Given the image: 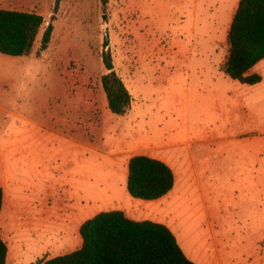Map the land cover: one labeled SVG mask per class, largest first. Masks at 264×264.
<instances>
[{"label":"rangeland","instance_id":"obj_1","mask_svg":"<svg viewBox=\"0 0 264 264\" xmlns=\"http://www.w3.org/2000/svg\"><path fill=\"white\" fill-rule=\"evenodd\" d=\"M159 1L173 11L170 0ZM137 2L0 0V9L43 18L29 55L0 54V233L15 251H7L9 264L64 255L68 251L53 248L72 214L75 227L121 208L122 194L133 199L123 175L128 154L161 155L179 175L158 212L142 216L168 217L188 248L205 249L206 228L224 254L245 251L252 260L264 255V59L247 73L261 77L256 84L225 73L228 0L217 9L205 8V0L195 2L188 11L195 10L191 25L183 27L188 36L178 32L182 40L158 36L159 13L151 11L149 20ZM146 22L156 35L148 47ZM49 24L50 42L40 51ZM207 28L218 32L205 37ZM105 40L115 72L132 96L123 116L109 111L101 85L108 73L101 58ZM79 99L78 128L65 131L82 140L81 151L64 152L61 141L52 140L48 151L29 153L25 136L31 120L43 124V115L57 108L61 113L63 105L68 119Z\"/></svg>","mask_w":264,"mask_h":264},{"label":"trees","instance_id":"obj_2","mask_svg":"<svg viewBox=\"0 0 264 264\" xmlns=\"http://www.w3.org/2000/svg\"><path fill=\"white\" fill-rule=\"evenodd\" d=\"M106 3V0H103ZM43 24L41 15L0 9V54L22 57L30 54ZM52 33L49 24L40 40L46 50ZM229 51L225 73L242 84L261 81L248 71L264 59V0H240L227 35ZM102 62L107 74L101 77L109 111L125 115L131 96L114 69L107 40ZM174 186L172 170L163 162L135 155L128 162L126 189L133 199L153 201L169 193ZM3 190L0 187V214ZM82 245L68 254L43 257L32 264H195L180 248L176 237L165 225L152 221H134L122 211L101 212L84 221L79 229ZM7 245L0 233V264H6Z\"/></svg>","mask_w":264,"mask_h":264},{"label":"crops","instance_id":"obj_3","mask_svg":"<svg viewBox=\"0 0 264 264\" xmlns=\"http://www.w3.org/2000/svg\"><path fill=\"white\" fill-rule=\"evenodd\" d=\"M137 1H138L137 6L139 10L145 17L149 18V20L151 19L150 18L151 11L159 13L157 20L154 21L155 24L157 25L155 32L158 34V36L167 34L171 37H179L181 40L183 39V37L180 34H182L183 36H188V33L183 32V27H185L186 25H191V17L193 16L195 10L193 11V14H191L192 12L190 13L191 16L188 14V11H192L193 7H195V2H196V5L199 2V0H170L174 9L172 12H168L166 11L167 4L164 1L155 0L152 3L150 0H137ZM228 1L230 5V13H229L228 22L226 23L224 33H223L224 40H227L228 31H229L232 19L234 17L235 11L237 9V6L240 0H228ZM225 2H227V0H205V8L217 9L220 6L225 7L226 6ZM146 24L147 22L145 23V25H143L144 26L143 29H145L146 27V30H144V40L146 42V47H148L149 43L156 42L154 38L156 35L153 29L151 28L152 30H150V28ZM167 24H172L177 27L180 26L182 28H176V31L175 29H166L165 26ZM213 25H216V24L213 23ZM193 28L189 31V36L195 33ZM205 30H206L205 37L207 36L208 32L210 36L212 33L215 34L218 32L217 30L210 31L211 30L210 28H207ZM178 32H180V34ZM82 106H83L82 101L81 99H79L76 106L71 107V108L69 107L70 116L68 119H66V109H65V106L63 105L61 113H60V109L58 110L57 108V110H55L54 113L49 112L45 116L43 115V118L46 120V122H44L43 124H39L35 120H31V124L33 128L31 131L27 132L25 136L26 143L31 145L29 147L31 149L28 150V152L34 154V152L39 153V152L44 151V149H47L48 151L50 149V144L52 140L55 142L61 141V143H59L60 144L59 147L64 152L70 151V154H74L75 152L77 153V151L80 152L81 146H83L82 140L75 139L74 137L71 136L70 132H68L67 134L65 129H66V126L71 127L70 131L71 130L75 131L78 128V122L80 121ZM67 121H68V125H66ZM69 124H73V126ZM65 141H67L69 144H72V145H70L69 147H66L64 145ZM135 155H140V154H128L127 157L124 159L123 163H124V167H126V171H123V175L126 176V182H127V175H128V162L130 158ZM106 156H108V154H106ZM146 156L157 159L165 163L172 170L173 175H174V186L172 190L169 193H167L165 196L157 200H153V201L128 199L126 195L122 194L124 205H121V208H117L119 211H122L127 218L134 220V221L148 220V221H152V222L165 225L167 228H169L172 231V233L176 237V240L180 248L186 255V257L189 260L193 261L195 264H264L263 253H262V256L256 260H252V258H250V255L245 253V251L224 254L219 244L217 243L216 239L214 237H210L211 235H214L212 229H206V228L204 229L205 239L207 240L205 242V249L197 250V246L195 244L192 248H188L181 244V242L178 240L176 236V232L173 230L172 223L168 217H163L159 214L158 217L160 219L153 220V219H149L150 217L142 216V215L153 216V214L156 211L158 212L159 206L163 205L165 200H167L168 196L173 192L176 186V183H177V179L179 178V175L175 174V171H174L175 168L173 167L171 161H169L168 159H166L165 157L161 155H157V156L146 155ZM84 201L87 202V199H85ZM3 202H4V193H3ZM2 207H3V204H2ZM70 217H71L70 221L67 224L68 227H64L63 236L60 237L58 241L55 242V247L53 248V249H57L61 251H68L65 253L73 252L79 249L82 245V238L79 234V229L83 222L73 227V214ZM237 253H239V255H237ZM60 255H63V253L60 252V253L51 254V255L47 253V256L45 257L53 258V257L60 256ZM236 256L237 258H235ZM6 264H9L8 253L6 257Z\"/></svg>","mask_w":264,"mask_h":264},{"label":"bare ground","instance_id":"obj_4","mask_svg":"<svg viewBox=\"0 0 264 264\" xmlns=\"http://www.w3.org/2000/svg\"><path fill=\"white\" fill-rule=\"evenodd\" d=\"M9 242H10V241H9ZM8 249H9V253L11 252V253L15 254L14 249H11L10 246L8 247ZM15 256H16V255H15ZM14 258H15V257H14Z\"/></svg>","mask_w":264,"mask_h":264}]
</instances>
